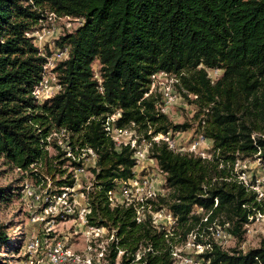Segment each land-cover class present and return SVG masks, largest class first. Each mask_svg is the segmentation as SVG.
Instances as JSON below:
<instances>
[{"label":"trees","instance_id":"obj_1","mask_svg":"<svg viewBox=\"0 0 264 264\" xmlns=\"http://www.w3.org/2000/svg\"><path fill=\"white\" fill-rule=\"evenodd\" d=\"M51 19L79 26L54 41L55 49L68 48L52 71L60 88L39 104L33 92L52 53H43L32 35ZM213 70L220 75L212 82ZM158 74L174 76L180 97L196 106L211 159L151 140L189 128L159 111L161 94L150 93ZM117 114V128L151 144L149 159L165 182L164 193L146 203L176 218L171 231L158 230L147 212L138 222L133 206L109 200L136 167L133 150L105 135L103 123ZM62 131L67 149L58 137L46 140ZM86 149L96 156L85 192L87 226L108 231L106 264L117 258L118 264H174L173 250L190 237L204 247L206 264H264V241L247 252L224 250L212 231L242 242L245 225L264 212V199L234 172L238 161L264 164V0H0L1 167L31 173L42 186L59 176L54 185L61 193L75 183L62 167L80 168ZM19 195L0 185V264H12L3 255L13 248L2 211Z\"/></svg>","mask_w":264,"mask_h":264},{"label":"rangeland","instance_id":"obj_2","mask_svg":"<svg viewBox=\"0 0 264 264\" xmlns=\"http://www.w3.org/2000/svg\"><path fill=\"white\" fill-rule=\"evenodd\" d=\"M78 26L79 22L77 21L68 19H51L44 23V33L40 34V36H42L41 39L32 35L34 37V43L43 51V53L46 52V49L52 53L57 50L55 49L54 41L64 32L73 31ZM37 32H41V30ZM34 34H36V32ZM212 76L214 75L212 74ZM46 80L48 89L50 88L52 92H55L56 88L54 81H52V79ZM190 99L193 98L191 97ZM196 113L197 108L193 103H190L185 98L179 97L176 102L169 107L166 115L173 125L187 124L189 125V128L186 131L170 132L167 135H169L170 140L173 142L176 149L186 151L190 146L196 144L197 149L211 155L213 153L212 142L204 139V142L199 143L201 133L199 132L198 123L200 118H195ZM133 134L138 135L135 131H133ZM160 136L163 135L159 134L154 136V138H159ZM62 139H64L62 136L58 137L57 145L67 149V143L63 142ZM137 144L140 146V141H138ZM45 151H49L48 153L52 154L51 148L46 147ZM82 157V165L80 168L73 169L69 163L62 167V169H66V173H73L75 179L74 187L72 190L68 189L67 191L68 200L66 206H64L57 198L63 193V191L59 193L54 185L55 181L59 179V176H55V179L49 177L46 178V185H36V181L34 180L35 177L33 179L30 177L31 173H20L18 171L10 172L0 165V171H2L0 174V185H12L13 188L19 189L20 194L19 197L2 211L1 215L3 221L11 224L12 227L9 231L10 243L13 247L12 250H15L16 252L11 250L3 255L12 264H19L24 260L23 255L25 253L28 239L31 236L41 235L44 232L43 226L47 223L52 227L51 237L53 240L63 242L66 248L76 255H89L94 260V264H106L104 254L107 243L109 242V239H107L108 231L103 229L95 232V229L91 230L87 225L83 226L79 221L78 211L84 206H88L86 203L85 192L92 188L93 176L90 169L94 167V161L85 155H82ZM240 165L241 168L242 165H244L242 170L245 171L246 177H248L250 181L256 182L259 191L264 192V164L255 159H247L244 160V164L242 163ZM38 167H40V164ZM79 169H82L83 172H77ZM134 170L142 176L150 177L152 187L155 191H159L161 194L164 193V176L159 172L154 161L149 159L143 160L140 163L139 168H135ZM36 178H42V175L38 174V177ZM27 189L41 198L50 195L54 196L51 201L58 207L57 214L45 216L43 224L30 223V214L34 211L37 215H44L43 210L47 205L45 204L46 199L39 204H35L34 201L25 194ZM120 189L121 186L117 185L115 190L117 196H120ZM65 191L66 189H64V192ZM63 207L69 208L70 213L63 214ZM165 210L166 209H164V211ZM156 222L158 225L154 226L158 230L166 229L171 231L166 224L168 222L165 217L157 218ZM248 225L249 227H245L246 233L242 242H237L233 239L226 240L221 244L223 249H236L241 250L242 252H247L251 249L258 248L261 241H264V212L258 213ZM192 243V240H190L187 245L178 243L177 249L182 256L189 257L193 260V264H206V262L200 258V255L203 254V249L194 247ZM88 247L91 248L90 253L87 251ZM101 253H103L102 256ZM118 261L119 259L117 258L116 264H118Z\"/></svg>","mask_w":264,"mask_h":264},{"label":"built area","instance_id":"obj_3","mask_svg":"<svg viewBox=\"0 0 264 264\" xmlns=\"http://www.w3.org/2000/svg\"><path fill=\"white\" fill-rule=\"evenodd\" d=\"M43 33H44V29H42L41 32H36V34L33 35L36 36V38L41 39L42 36H40V34ZM67 53H68V48H64L63 50L57 49L54 52H52L51 56L48 58L47 64L44 67L43 81L40 83L38 87L35 88L33 92V96L35 97V99L39 104L43 103L45 100L52 97L59 90L60 87L59 85H57L55 76L53 75L52 71L57 62L63 61L67 58ZM212 74L214 76H212ZM219 75H220L219 70L208 71V77L211 79L212 82ZM46 79H52V81H54L56 88L55 92H52L50 88L48 89ZM151 81L152 82L150 87V93L157 91L158 93L161 94L162 101L158 109L162 114H167L169 107L173 105L176 102V100L180 97L179 93L176 91V86H175L178 83V80L174 76H168L166 74H158L152 76ZM118 117L119 115L117 114L106 118L105 122L103 123V129L105 135L110 140H112L116 146L129 147L131 150H133V156L136 161L135 168H139L140 163L143 160L149 159L148 150L151 144L146 140V138H144L143 135H134L132 130L117 128L114 125V122ZM201 125H204L203 120L201 121ZM62 133L63 131L60 134L53 133L50 137H47L46 140L49 142L52 136L59 137ZM199 138H200L199 143L205 141L202 134L200 135ZM151 140L154 142H159V141L165 142L168 146V149L175 153L192 154L195 156H199L202 159H211V155L197 149L196 144L190 146V148L186 151L176 149V147H174L173 142L170 140L169 135L167 136L163 135L160 136L159 138L153 137ZM138 141H140V146L137 144ZM83 146L85 147V145ZM83 151L86 152L83 155L89 157L92 161H95L96 156L91 149H86ZM256 160L260 162L259 159ZM242 163L244 164V161H238L234 165V172L236 174L237 180L243 183L245 186L256 191L259 199H264V192L259 191L256 182L255 185H252L251 181L248 179V177H246L245 171L242 170L244 165H242V168L240 167L241 166L240 164ZM77 172H83V170L79 169ZM119 185L121 186L120 196H117L116 191L113 190L109 192V200L112 203L120 202L126 206H133L137 212L138 222L143 220V212H147L151 216L152 223L155 226L158 225L156 219L160 217L161 218L165 217L167 219L168 223L166 224L169 227V229L173 228L174 225H176V218L173 217V215L168 210L164 211V209H160L158 211H152L151 206L146 203L148 199H153L154 197L161 195V192L155 191V189L152 187V182L150 177L142 176L139 173H137V171L134 170L132 178L127 181L119 182L118 186ZM67 191L68 189H66V191L63 192L61 196L57 197L58 200H60L64 206L67 205L66 204L68 200ZM25 194H27V196L30 199H32L35 204H39L40 202H43L46 199L45 204L47 206L43 210L44 215H40V214L37 215L33 211V213L30 214V223L43 224L45 221V216L57 214L58 207L54 205V203L51 201L54 196H47L45 198H41L40 196H37L34 192L29 191L28 189L25 191ZM63 208H64V211L62 212L63 214L70 213L69 208L66 207ZM88 213H89L88 206H84L78 211L79 221L83 226L87 225L86 215ZM252 219L253 218H251L250 221ZM248 224H246L245 227H249ZM43 227H44V232L41 235L31 236L28 239L25 247V253L23 255L24 260L19 264H94V260L89 255L87 254L76 255L72 253L69 249H67L63 242L53 240V238L51 237L52 227L49 226L48 223L44 224ZM89 229L92 230L95 228L89 227ZM100 230L103 229H95V232H98ZM213 237L220 244H222V242L226 240L231 239V237L228 236L224 230H221L219 228H216L214 230ZM193 239L194 237H190L185 245L189 244L190 240H192L193 242ZM192 245L196 248L204 249V247L200 245H195L194 243H192ZM87 251L88 253H90L91 248L88 247ZM102 255L103 253H101V256ZM172 257L174 259V264H193V260H191L189 257L182 256L177 248L173 250Z\"/></svg>","mask_w":264,"mask_h":264}]
</instances>
